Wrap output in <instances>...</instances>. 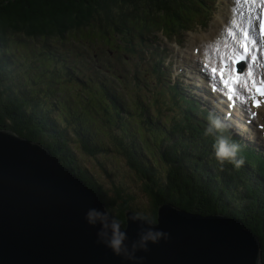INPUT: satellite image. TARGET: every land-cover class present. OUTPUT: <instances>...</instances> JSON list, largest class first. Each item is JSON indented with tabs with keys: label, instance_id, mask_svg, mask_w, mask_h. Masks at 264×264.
I'll use <instances>...</instances> for the list:
<instances>
[{
	"label": "trees",
	"instance_id": "16d2710c",
	"mask_svg": "<svg viewBox=\"0 0 264 264\" xmlns=\"http://www.w3.org/2000/svg\"><path fill=\"white\" fill-rule=\"evenodd\" d=\"M180 2L182 0H0V127L41 143L98 195L121 226L125 210L130 209L154 221L157 206L165 202L189 212L232 216L256 234L264 264L262 185L241 186L245 179L241 168L236 169L228 162L219 164L213 145L206 138L189 135L178 136L173 141L168 140L164 147H158L162 149L159 154L164 161L163 173L158 171L156 164L158 148L151 150L149 144L151 141L158 144L164 139L142 141L147 157L133 150L131 146L135 144L120 143L134 172L143 180L142 189L151 199L150 214L139 211L134 193L121 182H112V190L107 195L94 173L81 164L78 148L70 144L64 128L73 123L72 136L78 138L84 150L99 152L95 145L98 141L89 134L81 109L86 112L88 104L92 108L113 110L124 125L126 121L120 112L119 100L110 93L108 83L97 84L98 77L84 61L74 66L65 58L58 62L59 56L46 46L31 49L35 50L31 52L23 43L24 39L26 42L49 41L70 36L88 43L95 38L108 41L112 30H124L139 18L146 19L155 12L162 14ZM103 41L96 45H104ZM90 46L92 44L84 45V48L88 50ZM107 55L106 52L107 60H111ZM16 61L33 70L20 71L15 66ZM121 70L125 71V67ZM21 75H26L24 81L20 80ZM54 82L57 89L50 87L55 86ZM60 83L71 85L83 99L79 101L78 110L69 107L62 98L60 87H70L60 86ZM141 102L134 108L137 111L134 118L142 119L153 133L152 128H156L153 117ZM261 176L264 177V173L258 175ZM238 188L241 190L237 191Z\"/></svg>",
	"mask_w": 264,
	"mask_h": 264
},
{
	"label": "water",
	"instance_id": "95a60500",
	"mask_svg": "<svg viewBox=\"0 0 264 264\" xmlns=\"http://www.w3.org/2000/svg\"><path fill=\"white\" fill-rule=\"evenodd\" d=\"M89 209L107 212L98 195L41 143L0 127V264H262L256 234L241 221L202 215L165 202L154 227L167 234L129 259L98 235ZM124 212L131 248L142 227Z\"/></svg>",
	"mask_w": 264,
	"mask_h": 264
},
{
	"label": "clouds",
	"instance_id": "9594fccd",
	"mask_svg": "<svg viewBox=\"0 0 264 264\" xmlns=\"http://www.w3.org/2000/svg\"><path fill=\"white\" fill-rule=\"evenodd\" d=\"M207 119L208 126L204 130V135L215 137L213 149L216 161L221 165L228 162L236 169L241 168L245 162L244 158L240 156L241 145L230 137L223 135L228 126L212 113H209ZM85 219L92 225L99 223L100 232L98 235L102 237L103 242L116 255H124L129 259L134 257L135 251L147 250L149 243H158L160 239L167 236L162 230L154 227V221L137 213L131 219L140 221L146 227L140 229L138 239L133 241L131 248H129L125 243L128 239L127 233L121 230L120 222L110 218L107 212L89 209Z\"/></svg>",
	"mask_w": 264,
	"mask_h": 264
},
{
	"label": "snow or ice",
	"instance_id": "6c2138e0",
	"mask_svg": "<svg viewBox=\"0 0 264 264\" xmlns=\"http://www.w3.org/2000/svg\"><path fill=\"white\" fill-rule=\"evenodd\" d=\"M245 2L255 4V0H245ZM245 23L247 26H241V35L239 39H237L235 32L231 33L233 39L236 40L239 47L243 50V54L237 52L235 57L231 55L228 57V60L232 61L230 72L233 74L237 72L236 64L246 61L248 59V54L252 52V49L256 47L258 43L264 45V8L260 9L258 13H253L250 17L246 18ZM257 34L260 36L259 41L256 39ZM225 47H227V45H225ZM221 60L222 63L225 64V67L219 69L221 73L220 79L222 80V84L227 86L228 92L226 95L228 100L246 103L247 100L250 99L253 104L258 107L260 101L256 99V95L264 96V79L260 81L259 85L257 84L256 80L253 78V63L249 62L247 64L248 71L243 80L239 74L231 75L228 79H225L223 73L226 71L227 62L223 60V57H221ZM256 60L257 56L252 54L251 61L255 62ZM211 73L214 77L217 73V68L212 67ZM249 80H251V84H249ZM234 84L239 85V89L234 87ZM244 92L249 95L247 97L243 96L242 93Z\"/></svg>",
	"mask_w": 264,
	"mask_h": 264
},
{
	"label": "rangeland",
	"instance_id": "374dc122",
	"mask_svg": "<svg viewBox=\"0 0 264 264\" xmlns=\"http://www.w3.org/2000/svg\"><path fill=\"white\" fill-rule=\"evenodd\" d=\"M177 9L178 6H176L174 10L168 9L164 13L170 15L177 11ZM144 10L145 9L142 11ZM198 10L202 11L201 8H198ZM79 155L81 164L85 165L95 174V178L99 180L107 191V195H110V191L112 190V182H121L134 193L135 202L139 207V211L150 214L151 199L142 189L143 180L134 172L133 168L128 165L124 157L115 152H108L98 161L93 156L85 154L82 151H79Z\"/></svg>",
	"mask_w": 264,
	"mask_h": 264
}]
</instances>
